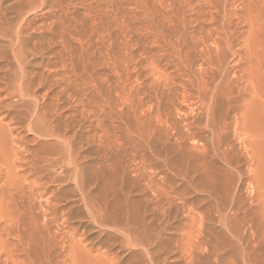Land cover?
<instances>
[{
  "label": "bare ground",
  "instance_id": "1",
  "mask_svg": "<svg viewBox=\"0 0 264 264\" xmlns=\"http://www.w3.org/2000/svg\"><path fill=\"white\" fill-rule=\"evenodd\" d=\"M5 1H7V0H0V41L3 40L4 42H6L5 44L10 49V51L13 53V57L15 58L18 66L20 67V71H22V70L23 71H22V73H17L18 71L14 72V74L16 73L15 75H11V76H9V78L7 77V80L5 79L7 85L4 88H2V90L4 89L6 91V93L3 96V98H0V110L7 108V112L5 113V114H7V117L6 118L4 117L6 120L4 122V126L6 125V127H9V130H8V133L6 131L4 132V129H6V127L4 128L3 125H0V162H1V164L3 162L6 163V160H8L11 157H12L11 158L12 161H13V159H14V162H16V160L19 161V160H21V155L24 153L23 151H22L23 153L21 152L22 154H20L18 152V149H20L21 147L18 148L17 150L8 149V145H11L12 142H11V144L7 145V142H9L7 137L9 138L10 134H14L13 132H15L16 129H18L17 124H22V123H19V121L17 120V117H16L17 115L16 116L13 115V114H16V113H14V111L17 107L14 106V104H10L11 98L9 100V96L11 94H13V95L17 94L21 99H26L27 103L29 104V105L24 104L25 108H26L25 109L26 114L24 112L23 113H24V115H26V117L24 116L23 120H21L20 118L19 119L21 122L25 121L24 128H26L27 132L33 136L32 140L35 141L37 144L34 146L33 150H31L32 154L29 153L33 156H31V162L29 161L32 164V167H29L28 171H30L31 170L30 168H32L33 172L32 171L31 172L33 173V178H34L33 180H35L36 181L35 183L37 184V186H35V188H33L34 184L31 186L32 187L31 195L32 196H33V194H35V196L37 195L35 192H38L40 189V186H42V183H40L39 181L42 182V180H44V179H45L44 182L47 181L46 180L47 177H44L45 176L44 172L41 174L40 173L41 171L39 172V169H37L38 167L41 168L42 166L45 167V165H46V166L50 167L49 170L54 166L55 167L59 166L60 168H63V170L67 174V176H66L67 179L70 177L74 180L73 182L75 183V186L78 188V192H80L81 196L83 197L81 199H83V201H84L83 203H85V206L89 210L88 213H90V215L92 216L91 219H93V222L98 227L107 226L109 223V220H110L114 224V227H113V230H110L109 232H107V234L114 233L116 236L119 235V237H121L123 240L126 241V245L128 247H130L131 245L141 246V248L145 249V251H146V256H147V260H148L149 264H167L166 263L167 259L162 260L160 258L161 257L160 256L161 251L158 250V248H162V246L164 244L165 231L172 230V228H174V227H176L178 229V227L176 226L177 224L175 222L171 221V208H172L173 204L175 203V200H180L183 202L184 205H186L187 211L186 210H184V211H186V213H187L185 216L187 219V220H185V221H187L186 222L187 224L184 223V225H183L184 227H186V225L187 226L189 225L188 221L191 219H194L195 214H197V211H198L197 210L196 213L194 211L195 207H197V205L195 206L194 202H196V200H198L200 203L201 202L203 203L205 198L203 199V201H201V198H202L201 196L203 195L202 193H205L208 195L207 197H209V199H207L209 202H208V204H206L207 200H205L204 201V202H206L205 205H203L201 203L200 206H202V207L204 206L205 209L203 211L207 212L205 214H208V215H206L208 217H207V219L205 217L203 218L202 216L205 214H202V212H201L202 221H203V219H206V221L208 220L209 224H210V222L212 223V220L214 223H216L214 221V219L217 218L216 221H217L218 225L220 227H222V229L225 230V232L227 234L229 233V236L226 235V233H225V236H228V237L221 238L220 234L217 233V230H214L215 232L212 231V229L210 227L211 224L208 225V227H207V234H206V231L204 234L203 230H205V229H202V226H203L202 221L201 222L199 221L200 222V226H199L200 227L199 228L200 233L197 232L199 234V236H198L196 241L194 240L195 243L190 241L194 238H192V236H191V239H190L189 234H184L182 238H179L178 240H176V244H177L176 248H179V250L181 251V256L184 260L183 264H206V262H207L206 260L208 258H210V257H208L210 255H212V257L214 256V261L220 262L222 260V253H220V252L222 250L221 247H223V246L224 247L225 246H227V247L231 246L235 251L238 252V255L240 253L241 256H239V259L242 258L244 263L248 262L251 264H263V262H262L263 258L260 259V257H259V256H261V253L259 252L260 253L259 256L255 254L257 251L255 248L256 247L255 244L253 245L250 240H249V242L246 241V243H245L244 239H243L244 234L242 233L240 225L242 223L247 222V221L245 222V219L247 216H248V220H250L251 216H249V215H252L253 213L250 212L251 208L248 207V205L246 207H244L245 205L243 206L245 208V209H243L244 213L241 214V212L240 213L238 212L241 210V206L239 205L241 203V200L239 201V199H238L239 195L237 197L238 193L235 192L236 191V182H235L236 180H234V175H233V172L231 171V169L235 168V167L232 163V159H233L231 157L232 155H230V153L228 151L229 150L228 147L230 146V144L228 146L227 143H229V142H226V140L224 139V135H225L224 131H225V128H227V126H228L227 121H229V120H226V114L230 111V109L235 108L234 107L235 105L233 106L234 108H232V105L234 103L232 102V100H233L231 98L232 94H231L230 89H229L230 88L229 82L231 79L228 77L218 78L214 74V72H212V71L216 70L220 74H223L225 67H226L223 63L227 59L228 52L230 50H232V51L234 50L232 39H233L235 34L237 35V33L240 32V30L238 28L239 26L240 27L241 26H248L250 28V30H248V31L251 32L252 34H257L259 29H260V31L261 30L264 31V0H235L238 3V7L234 8L233 10H235V11L232 12L233 14H231V15L229 14L228 15L229 17H226V18L224 16L226 12L220 13L221 11L217 7H215L218 4H220V5L223 4L226 7L227 3L224 2L225 0L223 2H222V0H159L160 1L159 3L161 4L160 5L161 11L163 13L162 16L164 17V19H162V20H166L167 25L164 24L163 27H161V29H159V31H158V36L161 39V45H160L161 47H158V48H161L160 50H161V52H163V55H161V56H165L166 61H170L171 64L173 63L172 65L175 67V69L177 70V74L180 76V78H179L177 75V77L180 79V81H181V79L182 80L184 79V82H186L185 84H182L181 83L182 81L181 82L179 81L183 85L182 86L183 93L180 94L177 91L175 86H173V87H175L174 88L175 90L173 89L174 90L173 92L170 91L171 93H173V95H175L174 93L178 92L180 94L179 95L177 93L179 95V97H182L180 99H183L184 103L185 104L187 103V105L184 104V107L186 109L183 108L186 111H184L182 109H180V111H177V109L175 108L177 111L176 112V114H177L176 118L175 117H174L175 119L171 118L170 124L168 126H167V123H168L167 118H166L167 122L165 121V123H164V121H163V114L165 115L166 111H167L165 99H167L166 98L167 95L169 97L171 94V93L167 94L170 86L172 85V84L171 85L169 84L170 81L169 82L167 81V84H169L170 86L167 85L166 83H164L166 86H169L168 90L165 87V85L162 84L163 85L161 87L162 89H160L161 92L158 91L160 94L152 99V101L155 102V104H156V105L154 104L155 105L154 108H155V112H156L155 115L157 116V117H155L156 120L154 119V117L151 119L152 114H154L153 113L154 111L152 109L153 105H151V107L148 106L149 107V110L147 108L148 111L143 110L144 111L143 115H141L142 112H141L140 116L137 114V113H140V112H138L140 107L142 108L143 106L146 105L145 101H143L145 104L144 105L142 104V99L138 101L139 96L138 97L135 96L136 97L135 99L138 98L137 101L135 100L136 104H134L135 102L132 104L129 103V105L131 104L129 106L130 108L127 107L126 103L124 104L127 107L125 109H123V108L117 109L116 107H113L111 109L110 106L108 105V104H110V102L112 103V101L115 97L117 99H120V100L125 98L124 100H126L128 97L135 95V94L132 95L134 93L133 87H130L128 89L129 86H127V82L131 81V78H129L130 79L129 80L128 79L129 76L127 75V72L130 71V70H128V69H130L128 67H129L130 63L135 59V57H134V59H132V57L134 56L133 53L135 51L130 50L131 47H133L130 45V41H129L131 38L124 35L125 37H124V39H122L123 42H121L122 47L120 45L117 46V49L119 48V46L121 47L120 48L121 50L124 49V51H123L124 53L121 54V51L119 49L116 50V47H114L115 49L114 48L109 49V50H112L111 52L109 51V55L111 56L110 60H114L113 63L111 62L113 64L111 66L113 68L112 69L113 74H112V72L110 73L112 76L110 77L108 75H104V73H103V76H99V77L95 76V78H94L89 73V69L87 68L85 63L84 64L81 63V65L79 67H77L75 65V62L72 61V59H71V56H70L71 54L69 55V53H70L69 50H68L69 53L67 52V49L70 45V41H69L70 37L75 38L77 41L78 40L81 41V39H82V34L76 28H72L73 27L72 24H70L69 22H66L64 20H61L60 19L61 17H60L59 18L60 20L54 21L52 24L48 25V27L46 26L47 31L46 30L45 31L47 33L46 34L42 33V35L39 34V36H41V38H38L40 40H37L38 42L36 41L35 42L36 44L32 43V46H29L30 44L28 45L27 43H25L23 38H22L24 36L23 34L25 32L24 29L28 26H31L35 30V29H38L39 26L33 25L31 20L27 21V24L23 23V24L18 25L17 23H19V22L17 21L16 17H10L8 19L7 12L9 10L11 12V10H12L13 13L16 14L17 8L15 6H13L10 9L3 8L2 4ZM27 1L29 2V5L31 6V5H34V3L37 0H27ZM71 1L72 0H69L68 2L70 3ZM84 1L86 2V0H84ZM144 1L146 3H143V4H148V0H144ZM170 1H172V3ZM39 2H41V4L43 5L47 2V0H40ZM82 3H84V2H82ZM72 4L74 5V3H72ZM75 4H76V1H75ZM67 5H68V3H67ZM67 5H65V7H67ZM164 5H166V6H164ZM145 6L148 7L149 5L148 6L144 5V7ZM59 7L63 8V2H59ZM69 7H70V4H69ZM179 7H181L182 10L184 8V11H185V9H188V8H190L192 11H194V13H196L195 12L196 10L199 11V13H198L199 17H197L194 21H198L202 24L206 23L207 21H211V24H210L211 27L215 25V21L217 20L218 16L223 15L224 16L223 20L225 21L224 25L222 28L219 26L221 29L220 28L210 29V28H205L202 26V24H200L197 28H195V30L193 29V31L190 34H187V31H186L187 30L186 29L187 20H186V17L184 15L185 13H182V11L179 10ZM15 8H16V10H15ZM98 8H100L102 15L104 14L103 17L104 16L109 17L108 19H110V17L111 18L114 17V19L116 18L115 20H118L117 18L120 16L119 14L122 11L121 10L122 7H120L118 0H99V7ZM68 9L66 8L67 11H68ZM190 9H189V11H191ZM53 11H54V9H53ZM62 11L63 10H61V12ZM100 13H98V14H100ZM144 14L142 15V17L144 16ZM102 15L100 17H102ZM112 15H113V17H112ZM103 17H102V19H103ZM106 17H104V18H106ZM230 17H236L238 20V23L234 22L235 25H232V19ZM63 18H64V16H63ZM90 18H91V16H90ZM97 18H99V17H97ZM10 19H12V20H10ZM46 19H47V17H46ZM37 21H39V20H37ZM103 21H105V20H103ZM120 21H122V20L120 19ZM125 21L123 23H120V22L119 23L123 24L124 28L125 27L127 28L128 25L125 23ZM189 21L191 22V17H190ZM212 22H214V23H212ZM100 23H102V22H99V24ZM163 23H164V21H163ZM120 24H118V26ZM100 26L101 25H99V27ZM92 27H94V24H92ZM101 27H103V24ZM121 27H118L117 29H119ZM95 28H96V26H95ZM92 29L94 30V28H91V30ZM129 29H130V27H129ZM75 30L77 31V33L75 32ZM98 30L101 31V28L97 29L98 33H96L94 35L99 36V39L101 38V41L103 40V42L105 43V39H107L110 36V32L109 31L108 32L107 31H101V33H100ZM130 30H132V29H130ZM115 31H117V30H115ZM119 31H117L118 34H119ZM94 32H95V30H94ZM124 32H126V31H124ZM154 32H156V31H154ZM154 32H152L151 34H153ZM240 33L243 35V36H241L243 39H241V41H240L241 43L239 44V46H241V47L246 46L248 43L249 48L251 49L253 47V49H254V46L252 45L253 41L250 39L248 40L245 37L246 32L241 31ZM35 34H36V32H35ZM35 34H34V36H36ZM116 34H115V36H116ZM94 35H92V36H94ZM121 35L119 38H118L119 35H117L116 38H118L120 40L121 38H123L122 37L123 35L122 36ZM34 36L32 35V37H34ZM90 36H91V34H90ZM36 37H38V36H36ZM96 38H98V37H96ZM127 38H129V40ZM261 38H263V37H261ZM27 39H29V38H26V40ZM109 40H107L108 43H109ZM112 40H113V38H112ZM155 40H156L155 45L158 46L157 45L158 40L156 38H155ZM263 40H264V38H263ZM263 40H261V41H263ZM113 41H115V40H113ZM116 42H117V40H116ZM116 42H113V43H116ZM77 43H80V42H77ZM104 43L103 44L100 43V44L106 45ZM138 43H140V42H138ZM145 43L147 44V42H145ZM95 44L97 45V43H94V46H95ZM117 44H120V43H117ZM135 44H137V43H135ZM58 45H60L62 47V50L59 49L58 50L59 52H55L54 54L57 55L58 53H60V55L63 57V58L62 57L60 58V59H62L60 66H61V70L64 69V72L61 73L60 70L58 72V71H54L51 69L53 67L52 65L55 64V66H56L57 65L56 62L58 60H60L58 57L57 58L58 60L56 62H54L56 59L55 60L53 59L54 61L50 60V61H47V64H45V68H47L48 66H52V67L51 68L48 67L51 70V74L48 75V77L46 76L44 81L41 79V77L43 75V74H40L41 71L39 73L40 76L38 79H35V78L34 79H28L30 74L28 75L26 70L24 69V65H25V61H26L27 57L29 55H34V54L39 55V53L41 51L44 52L47 48H53L55 46L57 47ZM186 45L191 47V48H196V47L202 46V47H205V49H206L205 52L203 51L204 53L201 55V59L199 60V61H201V62H199L200 63L199 65L202 66L200 68L201 72H200V70L198 71V73L200 72L199 78L198 79L196 78L197 76L195 75L194 70H193L194 72L191 71L196 76L195 78L197 80L195 82L192 81V79H191L192 74L190 76V74H189L190 71H188L189 68H191V69L193 68L191 66L193 62L189 61L191 51H189V49L186 48L187 47ZM91 47H93V45H91ZM97 47H99V46L97 45ZM129 47H130V49H129ZM150 47H152V46H150ZM241 47L234 50L232 53V57L235 58L236 62H238V65H239V66L237 65L238 67L234 68L235 70L233 69L234 72L233 71L232 72L235 75H232V76L235 77L237 80H242V83H244L243 85L245 86V90L249 91V94L251 96V97L249 96L250 100H248V101L251 102L253 107L251 106V104H249V105L246 104L252 108V110H251V108L249 107L250 113H248L249 111H247L248 108H246L242 111L240 106H239V110L237 109V111H235V113L233 111V113H234L233 120L235 121V123H234V125L233 124L232 125L235 126V129L238 131L242 130L241 126H243L242 125L243 122L244 123L248 122V119H249L248 117L252 116V115H250L251 111L253 112L252 114L255 115V113H256V116H258V117H256L253 115L254 117L259 118V113L262 115L261 110L264 109V107L263 108L260 107V105L264 104V101L262 100V99H264V91L262 89L264 86L262 88L260 86V88H259L260 92H259V91H257L258 85L256 83V82L260 81L261 77H264V66H263L264 64L262 65L259 62V60L256 58H254V60L252 58H247L244 55V53L247 54V52L243 53V49ZM105 48L108 49L109 46L105 47ZM145 48L146 47H144V49ZM153 49H155V48H153ZM244 49H246V48L244 47ZM78 50H80V49H78ZM200 50H201V48H200ZM76 51H77V49H76ZM145 51H147V50H145ZM148 51H150V49ZM262 51H263V49H262ZM42 52L40 54H42ZM66 52H67V54H66ZM73 52L75 53V51H73ZM79 52H78V54H79ZM199 53H201V52H199ZM255 53L258 56V53L257 52H255ZM106 54H107V52H106ZM134 54H136V53H134ZM158 54H161V53H158ZM260 54H262V53H260ZM109 55H107V56L109 57ZM247 55H250V54H247ZM68 57H69V59L67 60ZM104 57H106V55ZM155 57L157 58V56H155ZM160 57H158V60L160 59ZM262 57L264 58V55ZM75 58H76V56H75ZM78 58H79V56H78ZM84 58H86V57L84 56ZM152 58L153 57H151L150 59H152ZM88 59H90V57L86 58V60H88ZM104 59H106V58H104ZM107 59L109 60V58H107ZM145 59H149V57L148 58L146 57ZM163 59H164V57H163ZM135 60H137V59H135ZM155 60H153V62ZM165 60H163V61H165ZM90 61L91 60L87 61V63L88 62L90 63ZM96 63H97V61H96ZM108 63H110V62H108ZM135 63L136 62H134V64ZM263 63H264V60H263ZM171 64H169V65H171ZM196 64H198V62H196ZM196 64L194 62L195 69H196ZM42 65L44 67V64H42ZM92 65H90V66L94 67ZM107 65H109V64H107ZM90 66H88V67H90ZM40 67H42L41 64H40ZM146 67H150V65H148V66L146 65ZM48 68H47V70H48ZM91 69H93V68H91ZM109 69H111V68H109ZM198 69H196V70H198ZM93 71H95V70L93 69ZM38 72H35L32 74H35L37 76L36 73H38ZM97 72H96V74H97ZM138 73H139V70H138ZM173 73H174V70H173ZM71 74L73 76V79L71 77ZM99 74H101V73L99 72ZM124 75H125V78L123 79ZM129 75L132 76V75H134V73H130ZM138 76H140V75H138ZM31 77H32V75H31ZM140 78H138V79H140ZM168 78L171 79V77H169V76H168ZM168 78H167V80H168ZM174 78H176V77L173 76V79ZM134 79L132 81H134ZM88 80L91 81V83L92 82L95 83L94 87H96L95 90L98 91V95H99V97H97L96 93L92 94V95H96L95 97L92 96L93 104L96 102L104 103V104H107V106H109L108 108H110V109H104V108L100 109L99 108L96 110H87L85 108V106L83 105V99H82L83 97L82 98L79 96L75 97L77 94V89H76L77 84L76 83L79 81H81L79 83H83L85 81L87 83ZM263 80H264V78H263ZM132 81H131V83H132ZM135 81H137V79H135ZM158 83H157V85H159ZM170 83H174V82L172 81ZM79 85H81V84H79ZM92 85H90V86H92ZM139 85H141V84H139ZM179 85L180 84H178V86ZM260 85H262V84H260ZM87 86H89V84H87ZM104 86L106 87V89ZM187 86L188 87L189 86L194 87V91H195L194 94H191L193 92L188 93V90H186ZM45 87L47 89H45ZM135 87H138V86H135ZM43 88L45 89L46 93H45V95H43V97H42V94H40L42 99H44V101L41 104V106H39L38 103H39V96L40 95L37 92ZM135 89H137V88H135ZM255 89H257L256 93L258 92V94L256 95L254 93V96H253V95H251V90H255ZM2 90H1V92H3ZM90 90H93V89H90ZM90 90L88 89L86 91H90ZM84 93L87 94L86 92H84ZM138 93H140V92H138ZM145 93H147V92H145ZM142 94H144V92ZM142 96H144V95H141V97ZM152 96H155V95H152ZM177 96L175 98H177ZM64 97L69 98L67 100H70V98H72V97L75 98L76 100H78L77 103L80 102L82 104V108L80 107L81 109L80 110L78 109V111H76V113H73V114L69 113V111H68L69 114L65 111L63 112L62 109H64V108L62 107V105L65 101L62 103V100L64 99ZM90 97L91 96H89V101H90V103H92L90 100L91 99ZM254 97L258 98V99H255ZM261 97H263V98H261ZM218 98H220V99L222 98L223 100L224 99L226 100V101L224 100L226 102V103L225 102L224 103L227 105V107H225V110L223 109L224 113L219 112L221 109L218 110L219 107H217L218 103L216 102ZM253 98L255 100H257L256 102L260 103L262 101V103L261 104L255 103ZM132 99L130 101H132ZM194 99H197L200 102V104H202L201 105L202 108H200L198 106L201 110H199L197 107H196L197 109L195 108V104L193 102ZM7 100H9L10 102ZM76 100H75V102H76ZM169 100H170V98H169ZM251 100H253V101H251ZM114 101L116 102L117 100H114ZM123 102H125V101H123ZM123 102H121V103L123 104ZM169 102L171 103L172 101L170 100ZM77 103H75V104H77ZM246 103H248V102H246ZM75 104H73V106ZM98 104H97V106H100V104L99 105ZM149 104H151V103H149ZM172 104L174 105V103H172ZM69 105L70 104H68V107H69ZM182 105H181V107H179V106L178 107L182 108ZM116 106H118V105H116ZM156 107H157V109H156ZM255 107H259V108H261V110L259 108L257 110V108H255ZM167 108H169V106H167ZM253 108H255L257 110L258 114L255 111V109L253 110ZM175 109H172V110L174 111ZM198 110L200 112H199V114H196L197 112H195V111H198ZM244 111H246L247 113H245ZM263 112H264V110H263ZM167 113H168V111H167ZM17 114H21V113H17ZM172 114H170V116L174 115V114L173 115ZM261 115H260V122L262 120V122H261L262 126H260L261 124L259 125L256 120H255V122H253V124H258V125H256L258 127L257 132L258 133L260 132L261 133L260 135L262 137V135H264V129H262L261 127H263V123H264L263 118L264 117L262 118ZM246 116H248L247 121L245 119ZM108 118L111 120L112 123H114L112 129H109V126L106 123V119H108ZM256 118H254V119H256ZM153 119L156 121V123L153 122ZM250 119H249V121H250ZM164 120H165V118H164ZM257 120L259 121V119H257ZM157 123L159 124V126H157L158 125ZM247 125H251V124L245 123L244 126H246V127L244 129H247ZM229 126H230V122H229ZM170 128L175 131V139L174 140H176V142L169 146L166 143L170 138L169 136H167V130ZM259 128L263 131H261V130L259 131ZM82 129L85 132V134L82 133L83 137L80 136L81 135L80 131ZM235 129H234V132L236 133ZM111 130H112V132H111ZM172 131H171V134H172ZM207 131L209 132V135L206 138L207 143H203L204 141H202L203 140L202 136ZM262 132H263V134H262ZM246 133H247V131H246ZM237 135L239 136V132ZM249 136H251V135H249ZM167 137H168V140H166ZM45 138H48V140L47 141H41L42 139H45ZM78 139L80 141L83 139L87 143V145H89L92 142L97 143L96 145L99 149L100 155L102 157H104L103 159H105V157H106V159L110 161V163L107 165H109V168L112 172H115V171L117 172L116 168H117V166L119 167V165L117 164L118 159H120L121 157L122 158L126 157L127 159L130 160V162L132 161L134 168H132L131 166L130 167H131V169H134L136 174H137L136 171H138V172H140V175L144 174V176H145V173L147 174V170H148V172L151 171V173L152 172L153 173L158 172L159 173L158 175H161V177H163L161 179V183L158 184L159 187L157 186L158 188L156 187L157 189L154 190L155 192L153 191L155 193V194L153 193L155 195L153 205H154V209H155V214H157L156 215L157 216L156 222H155L157 231H156V229H155V231L159 233V235H158L159 241L157 243L158 248H155V246H153L152 248L151 247L145 248V246L143 245L141 234H143V235L148 234L147 231L150 230L149 227L151 226V223L149 222L148 217L146 219L145 215L142 212L143 206H142L140 200L138 199V200L134 201L133 199H131L130 193H127V192L133 191L134 183L132 185L131 183L129 184L128 181H126L127 183L123 181L124 183L122 182L121 186L118 189H116L117 187H113L108 182H106L107 181L106 178H104V179H106V181L105 180L102 181L100 178H96L98 180H96L97 182L95 181L96 182L95 186L97 187V190H98V188H99V190L94 192V194L92 193V195L90 192L85 191V189H84L85 186H84V183L82 182L81 175L83 174V172L85 170L84 169L85 155H82V152L84 151V146H86V145H83L84 143L83 144L81 143V145H80V142H77ZM21 140H22V138H21ZM204 140H205V137H204ZM13 141H15V140H13ZM169 141L172 142L171 140H169ZM35 142H32V143L34 144ZM158 143L163 144L162 149L158 148V145H159ZM241 143H242V141H241ZM16 144H17V142H16ZM18 144H21V143L19 142ZM162 144H160V148L162 147L161 146ZM16 146H18V145H16ZM241 146H242V144H241ZM22 149H24V148H22ZM86 149L88 150V148H86ZM110 149L111 150L114 149L115 156L108 158L107 155L110 154V152H109ZM24 151H26V150H24ZM247 151H248V149H247ZM114 152L111 151L112 154ZM246 153L248 154V152H246ZM88 154H92V153L90 152ZM212 157L213 158L218 157V158L222 159L224 161L225 165H228V167H226L224 169L227 170L228 173H231V174H228L231 176L230 180L228 182H226V184L223 186V188H221V190H220V188H217L214 184H216L218 179H222V178L220 176H218L220 178H218L217 176H211V173L209 174L208 172H205L206 169H208L207 160H210ZM1 158H3L4 160H1ZM29 158H30V156H29ZM122 158H121V160H122ZM26 159H25V162L27 161ZM34 159H35V161H34ZM123 159L125 160V158H123ZM9 162H7L6 164L3 163L4 166L7 164H10ZM42 162H45L46 164H44L40 167ZM17 163H19V162H17ZM26 163H25V165H26ZM94 165H95V163H94ZM27 166H28V164H27ZM206 166H207V168H206ZM249 166H251V165H249ZM21 167H22V164H21ZM26 167H24L25 170H26ZM46 169H48V167H46ZM90 169H92V168H90ZM94 169H95V167H94ZM209 169L211 170L212 168L210 167ZM3 170H5L4 167H3ZM41 170H42V168H41ZM45 170H43V171H45ZM248 170L253 171V168L251 169V167H250ZM1 171H0V174H1ZM213 171H215V170L213 169ZM213 171H211V172H213ZM222 171H224V170H222ZM116 172H115V174H116ZM32 173H31V175H32ZM215 173L218 174L219 172L215 171ZM223 173H225V172H223ZM226 173L224 175H226ZM11 174H13V173H11ZM28 174L30 175V173H28ZM38 174L39 175L44 174L43 179L40 178L38 176ZM115 174H113V177H116ZM14 175L15 174H13V176ZM46 175H47V173H46ZM49 175H50V173H49ZM219 175H221V174H219ZM254 175H255V173H254ZM4 176L5 175H3L2 179H5ZM13 176H11V178L7 177L5 180L6 181L5 184L3 186H0V199H1L0 200V211L1 210L3 211L5 208L6 209L8 208L7 212H4V213L11 212L10 215L9 214L5 215L4 213H1V215H0V218H1L0 220H2V221H0V222H2V224H0L2 232L1 231L0 232L3 234V236L2 235H0V236L4 237V239L3 238L0 239V248H3V251H5V252L7 251V254L10 251H12L13 249H16V245L18 244V243L15 244L16 242L15 243L11 242L12 244L9 242V240L6 238L8 236L7 234H9V233L15 232L19 236V238H21L19 240V245H17L18 246L17 248H20V246H21V249H18L19 252L22 251V252L26 253L27 249L31 246V245H29L30 241H29V237L27 235L28 234L27 231L26 230H25L26 232L23 231L21 233L23 235L22 236V235H20V233H18L20 230L15 228V225L17 224V219L19 217L23 218L25 212L22 210L24 212L23 216H20L21 214L19 213L20 214L19 217L17 216L18 218L15 219L16 223L14 222V218L16 217L15 215H17V214H15L14 215L15 217H13L14 211L22 212L21 209L22 208L24 209V207H26V206H27L26 208H29V209L31 208L32 202L29 203V205L25 202L26 203V206H25L22 203V199L18 200V199H16V196H15L17 192L19 193L21 191H24L25 195H27L26 193H28V192H26V191H29V189L24 190V187H25V186H23L24 184L22 185L16 179L14 180L12 178ZM30 176H27V178ZM149 176L151 178V174H149ZM155 176H156V174H155ZM66 177H64V179ZM152 177L154 178V181H156L155 177L154 176H152ZM216 177L218 179L215 181L214 179ZM48 178H49L48 180H51L53 177L50 178V176H49ZM144 178H146V177H144ZM150 178H148L149 182H151L153 180V178H151V179ZM2 179H0V180H2ZM24 179H25V177H24ZM61 179H63V178H61ZM252 179H254V177L251 174L250 179H249L250 184L252 182ZM18 180H19V177H18ZM26 180H24V181L26 182ZM53 180L54 179H52V181ZM148 180H146V181H148ZM89 181L90 180L87 179V183H89ZM219 181L220 180H218V182ZM27 182H28V180H27ZM37 182H39V184ZM1 183H4V182H1ZM112 184H114V183H112ZM148 184L150 185V183H148ZM154 184L156 185V183H154ZM247 184H249V183H247ZM26 185H28V184H26ZM47 185H48V181H47ZM254 185L255 184H253L252 186H254ZM31 187H27V188L31 189ZM50 187H51V185H50ZM248 187L250 188V186H248ZM41 188L44 189V187H41ZM60 188H61L60 191L62 194L63 188L62 187H60ZM43 189L40 190L41 192L40 191L39 192L44 194V195H47L45 193H48V191L43 190ZM50 189H52V187ZM56 190L57 189H55V191ZM191 190L194 192V194H197L198 196L201 195V196L195 197L194 194H191L192 193V192H190ZM51 191L53 193V195H52L53 197H51V195H49L47 197L44 196V197L48 198L47 200H49V201L47 203L52 201V203H50V204H52L51 208H53V206H54L53 202L58 201L57 199L59 197L57 195L58 192L56 193L53 190H51ZM40 193H38L39 196L40 195L42 196V194H40ZM64 193H66V191ZM109 194H111L113 196L112 200H111V198L109 199V197H108ZM20 195H21V193H20ZM259 195H260V192H259ZM21 196H20V198H21ZM59 196L61 197V195H59ZM63 196L64 195H62V197H61L62 199L65 197V196L64 197ZM23 197H25V199L23 198V200L26 201V196L23 195ZM56 197H58V198H56ZM33 198L37 199L39 197L35 198L33 196ZM41 198H43V197H41ZM250 198L253 199V196H251ZM28 200H30V199L28 198ZM39 200H40V198H39ZM60 200L61 199L59 198V201ZM251 200H250L249 204L253 203V201H251ZM35 201H37V200H35ZM38 201H37V204H39ZM42 202L45 203V201H42ZM255 202H257V201H255ZM258 202H261V200ZM196 203H198V202H196ZM263 203H264V201H263ZM57 204H60V203H57ZM261 204H262V202H261ZM23 205H24V207H23ZM28 206H30V207H28ZM45 206H46V203H45ZM13 207L15 208L14 210H13ZM39 208H41V206ZM54 208H56L55 211L57 212V205ZM198 208H199V210H201L200 207H198ZM24 210H26V209H24ZM28 210H26V212ZM31 210H32V208H31ZM4 211H6V210H4ZM228 211L233 212L232 218H230V216L232 214H229ZM28 213L31 215L30 211L27 212L26 214H28ZM45 214H46V212L44 213V215ZM62 214H63V211H62L61 215ZM117 214L124 216V220L121 222H118V221L116 222ZM199 216H200V214H199ZM214 216H215V218H213ZM60 217H61L60 218L61 223H64L63 221L68 219L65 216V217H63V220H61L62 216H60ZM34 218H33V220L36 221V218L35 219ZM25 219H26V217H25ZM55 220L58 222V217L55 218ZM197 220L198 219H196V222H197ZM21 221H22V219H21ZM52 221H54V219ZM19 222H20V220H19ZM27 222H28V220H27ZM214 223L212 225H214ZM20 225L25 226V227L32 226L31 223H30V226L29 225L26 226L27 224L23 225V223H21ZM37 226L38 225H36V227ZM18 227H20V226H18ZM36 227L35 226L33 228L31 227L30 231H32V229H35ZM45 229H49V228L47 227ZM215 229H216V226H215ZM41 231L38 234H40V237L42 238L43 235H41V234H43L44 232L42 231V233H41ZM76 231L77 230L75 228H71V232H72L71 234L73 236L70 235V237H76V235H77ZM190 232H191V230H190ZM30 233L33 234V238L35 235L37 236V233L35 234L33 232H29V234ZM49 233H50V231H49ZM69 234H70V232H69ZM182 234H183V232H182ZM54 236H55V234H54ZM223 236H224V234H223ZM253 236H252V238L254 239L255 237H253ZM30 237L32 238L31 235H30ZM225 238L228 240H226ZM9 239H10V237H9ZM43 239H44V237H43ZM64 239H65V241L67 240L66 238H64ZM232 239L233 240L235 239V244L232 243V241H233ZM70 240H72V239H69L68 241H70ZM256 241H258V240H256ZM256 241H253V242H256ZM77 242H79V241H77ZM151 243H153V241ZM256 244L258 246V243H256ZM62 246H63V243H62ZM13 251L11 253H13ZM74 251H76V249H71V252L75 253ZM1 255L3 256V254H1ZM71 255L72 254L70 253V256ZM108 256H110L109 252L102 251V253L95 256L94 261H96L98 259H99L98 261H100V258L107 259ZM231 256L234 259V256L233 255H231ZM10 257H12V256H10ZM81 257H82V255H81ZM3 258H5V257H3ZM223 258H224V255H223ZM226 260H228V259H226ZM20 261L22 262V259ZM108 261H111V262H109V264H120L119 259H117V255H115V254H114L113 258H110V260H108ZM26 262L24 264H26ZM6 264H9V263L6 262Z\"/></svg>",
  "mask_w": 264,
  "mask_h": 264
},
{
  "label": "rangeland",
  "instance_id": "2",
  "mask_svg": "<svg viewBox=\"0 0 264 264\" xmlns=\"http://www.w3.org/2000/svg\"><path fill=\"white\" fill-rule=\"evenodd\" d=\"M27 0H7V1H5L3 4H2V7L3 8H5V9H10V8H12L13 6H15L16 8H17V12H16V14L15 13H13V11L11 10V12H10V10L7 12V16H8V19L10 18V17H16V19H17V21L19 22V23H17L18 25H20V24H27V21H29V20H31L32 21V23H33V25H35V26H39V28L38 29H33L31 26H28V27H26L25 29H24V36L22 37L23 38V40H24V42L25 43H27L29 46H32V43L33 44H36L35 42L37 41V40H40V39H38V38H41V36H39V34L40 35H42V33H47L46 31V26L48 27V25H50V24H52L54 21H57V20H64V21H66V22H69L70 24H72L73 25V27L72 28H76L81 34H82V39H81V41H77L75 38H73V37H70V45H69V47H68V49H67V52H68V50H69V55L71 56V59H72V61H74L75 62V65L77 66V67H79L80 65H81V63L82 64H84L85 63V65L87 66V68L89 69V73L95 78V76L96 77H99V76H103V73H104V75H108V76H112L110 73L112 72V74H113V71H112V63H113V61L114 60H110L111 59V56L109 55V51L111 52L112 50H109V49H112V48H114V47H116V50H120L121 51V54L122 53H124L123 51H124V49H120L121 47H122V43L121 42H123V40L122 39H124V37L125 36H127V37H129V38H131L130 40H129V38H127L129 41H130V45L131 46H133V47H131V49H130V47H129V49L130 50H133V51H135L134 53H136V54H134L133 53V57H132V59H134V57H135V59H137V60H133L131 63H130V65H129V67L128 68H130V69H128V70H130V71H128L127 72V75L129 76L128 77V79L129 78H131V81L135 78V79H137V81H135V79H134V81H132V83H131V81H128L127 82V86H129L128 87V89L130 88V87H133V91H134V93L132 94V95H134V96H131V97H128L126 100H124V99H117L116 97L113 99V101H112V103L110 102V104H108L109 106H110V108L112 109L113 107H116L117 109H119V108H123V109H125V108H130L129 106L132 104V103H134V104H136V101H137V99H138V101L139 100H141L142 99V104L144 105L145 103H146V105L145 106H143L142 108L140 107V109H139V111L138 112H140V113H137L139 116H140V114H141V112H142V114L141 115H143V113H144V111L143 110H145V111H148L149 110V107H151V105H153L152 106V109H153V113L154 114H152V116H151V119L154 117V119L156 120V118L155 117H157L156 115H155V108H154V106L156 105L155 104V102H153L152 101V99L154 98V97H156L157 95H159L160 93L158 92V91H160L161 92V90L160 89H162L161 87L163 86V85H165L164 83H166L167 84V81L169 82H174V83H170L169 82V84L173 87V86H175L176 87V89H177V91L181 94V93H183V88H182V84H185L186 82H184V79L182 80L181 79V81H180V76L177 74V70L175 69V67L171 64V62L170 61H166L165 60V56H161V55H163V52H161V48H158V47H161L160 45H161V39L159 38V36H158V31H159V29H161V27H163V25L165 24V25H167V21L166 20H162V19H164V17L162 16V11H161V4L159 3L160 1L159 0H148V4H143V3H146L144 0H118V2H119V5H120V7H122L121 8V12H120V16L117 18L118 20H115L114 19V17H113V15H112V17L113 18H111L110 17V19H108L109 17H106V16H104V17H106V18H104L103 17V15H102V12H101V10H100V8H98L99 7V0H86V2L84 1V0H72L70 3L67 1V0H47V2L45 3V4H41V2H39L40 0H37L35 3H34V5H29V2L27 1ZM67 1V2H66ZM75 1H76V4H75ZM84 2V3H82V2ZM154 1V2H153ZM224 0H222V2H223ZM59 2H63V8L61 7H59ZM121 2V3H120ZM171 3H172V1H170ZM221 2V3H222ZM224 2H226L227 3V6L225 7L223 4H218L217 6H215V7H217L221 12L220 13H222V12H226L225 13V18L226 17H229L228 15L230 14H233L232 12H234L235 10H233L234 8H236V7H238V3L235 1V0H225ZM67 3H68V5H67ZM72 3H74V5L72 4ZM69 4H70V7H69ZM65 5H67V7H65ZM122 5V6H121ZM144 5H149L148 7H144ZM40 6V7H39ZM164 6H166V5H164ZM43 7V8H42ZM65 7V8H64ZM16 8H15V10H16ZM58 8V9H57ZM66 8L68 9V11L66 10ZM89 8V9H88ZM187 8V7H186ZM52 9V10H51ZM53 9H54V11H53ZM60 9V10H59ZM65 9V10H64ZM189 9L190 8H188V9H185V11H184V8H183V10H182V8L181 7H179V10L180 11H182V13H185L184 15H185V17H186V20H187V22H186V31H187V34H190L192 31H193V29L195 30V28H197L200 24H202V23H200V22H198V21H194L197 17H199V11H195L196 13H194V11H192L191 9V11H189ZM61 10H63L62 12H61ZM28 11V12H27ZM52 11V12H51ZM56 11V12H55ZM48 12V13H47ZM69 12V13H68ZM101 12V13H100ZM151 12V13H150ZM230 12V13H229ZM63 13V14H62ZM98 13H100V14H98ZM127 13V14H126ZM145 13V14H144ZM91 14V15H90ZM141 14V15H140ZM144 14V16L142 17V15ZM154 14V15H153ZM26 15V16H25ZM47 15V16H46ZM89 15V16H88ZM93 15V16H92ZM102 15V17H103V19H102V17H100ZM24 16V17H23ZM44 16V17H43ZM47 17V19H46V17ZM63 16H64V18H63ZM90 16H91V18H90ZM147 16V17H146ZM223 15L222 16H218V18H217V20L215 21V25L214 26H212L211 27V21H207L206 23H204V24H202V26L203 27H205V28H210V29H214V28H222L223 27V25H224V17ZM61 17V18H60ZM97 17H99V18H97ZM125 17V18H124ZM190 17H191V22L189 21V19H190ZM41 18V19H40ZM58 18V19H57ZM60 18V19H59ZM149 18V19H148ZM231 19H232V25H235V23L234 22H236V23H238V20H237V18L236 17H230ZM44 19V20H43ZM120 19L122 20V21H120ZM10 20H12V19H10ZM24 20V21H23ZM37 20H39V21H37ZM41 20V21H40ZM103 20H107L106 22L105 21H103ZM126 20V21H125ZM226 20V19H225ZM23 21V22H22ZM35 21V22H34ZM125 21V23L128 25V27L125 29L124 28V25L123 24H120V23H123ZM162 21V22H161ZM163 21H164V23H163ZM218 21V22H217ZM22 22V23H21ZM47 22V23H46ZM51 22V23H50ZM99 22H102V23H100L99 24ZM120 22V23H119ZM38 23V24H37ZM89 23V24H88ZM212 23H214V22H212ZM218 23V24H217ZM92 24H94V27H92ZM102 24H103V27H101L102 26ZM118 24H120L119 26H118ZM162 24V25H161ZM41 25V26H40ZM78 25V26H77ZM99 25H101L100 27H99ZM44 26V27H43ZM95 26H96V28H95ZM98 26V27H97ZM134 26V27H133ZM220 26V27H219ZM41 27V28H40ZM107 27V28H106ZM118 27H121V28H119V29H117ZM129 27H130V29H132V30H130L129 29ZM160 27V28H159ZM91 28H94V30H95V32H94V30L92 29L91 30ZM101 28V31H109L110 32V36L107 38V39H105V43L103 42V40L101 41V38L99 39V36H97V35H94V34H96V33H98L97 32V29H100ZM123 28V29H122ZM220 28V29H221ZM239 28V30H240V32L241 31H244V32H246V38L249 40H252L253 41V46H254V49H253V47L250 49L249 48V46H248V43H247V45L246 46H239V44L241 43L240 41H241V39H243L241 36H243L240 32H238L237 33V35L235 34L234 35V37H233V39H232V41H233V47H234V50H236V49H238L239 47H241L242 49H243V53L244 52H247V54H250V55H247L246 53H244V55L247 57V58H252L253 60H254V58H256V59H258L259 60V62L263 65L264 63H263V60H264V58L262 57L263 55H264V40H263V38H264V31H260V29L258 30V32H257V34H252L251 32H249L248 30H250V28L248 27V26H239L238 27ZM27 29V30H26ZM29 29V30H28ZM32 29V30H31ZM41 29V30H40ZM106 29V30H105ZM113 29V30H112ZM130 31H129V30ZM158 29V30H157ZM39 30V31H38ZM44 30V31H43ZM46 30V31H45ZM115 30H117V31H119V34L117 33V31H115ZM123 30V31H122ZM36 32V34H35V32ZM41 31V32H40ZM100 33H101V31L100 30H98ZM113 33H112V32ZM124 31H126V32H124ZM154 31H156V32H154ZM33 32V33H32ZM40 32V33H39ZM75 32L77 33V31L75 30ZM152 32H154L153 34L155 35H153V34H151ZM116 34V36H115V34ZM123 33V34H122ZM125 33V34H124ZM128 35H127V34ZM34 34L36 35V36H38V37H36V36H34ZM90 34H91V36H90ZM114 34V35H113ZM123 36H122V35ZM32 35L34 36V37H32ZM77 35V34H76ZM92 35H94V36H92ZM113 37H112V36ZM117 35H119L118 36V38L120 37V35L123 37V38H121L120 40L118 39V38H116L117 37ZM125 35V36H124ZM149 35V36H148ZM152 35V36H151ZM263 35V36H262ZM154 36V37H153ZM260 36V37H259ZM84 37V38H83ZM96 37H98V38H96ZM261 37H263V38H261ZM26 38H29V39H27L26 40ZM31 38V39H30ZM35 38V39H34ZM96 38V39H95ZM112 38H113V40H115V41H113L112 40ZM133 38V39H132ZM152 38V39H151ZM155 38L158 40L157 41V45L158 46H156L155 45V42H156V40H155ZM34 39V40H33ZM73 39V40H72ZM110 39V40H109ZM76 40V41H75ZM107 40H109V43H108V41ZM116 40H117V42H116ZM152 40V41H151ZM261 40H263V41H261ZM29 41V42H28ZM97 41V42H96ZM116 42V43H113V42ZM119 41V42H118ZM38 42V41H37ZM77 42H80V43H77ZM138 42H140V43H138ZM145 42H147V44L145 43ZM150 42V43H149ZM6 42H4L3 40L2 41H0V98H3V96L5 95V93H6V91L3 89L2 90V88H4L7 84H6V80H7V77L9 78V76H11V75H15L14 74V72H17V73H22V71H20V67L18 66V64H17V62H16V60H15V58L13 57V53L10 51V49L6 46V44H5ZM91 43V44H90ZM94 43H97V45L99 46V47H97V45L95 44V46H94ZM106 44V45H101V44ZM117 43H120V44H117ZM135 43H137V44H135ZM153 45H152V44ZM160 43V44H159ZM113 44V45H112ZM116 44V45H115ZM134 44V45H133ZM140 44V45H139ZM145 44V45H144ZM151 44V45H150ZM91 45H93V47H91ZM118 45H120L119 46V48L117 49V46ZM143 45V46H142ZM149 45V46H148ZM102 46V47H101ZM109 46V48L107 49V48H105V47H108ZM150 46H152V47H150ZM187 46V45H186ZM185 46V47H186ZM61 46L60 45H58L57 47L55 46V47H53V48H47L44 52H42V54H40L39 53V55H36V54H34V55H29L28 57H27V59H26V61H25V65H24V69L26 70V72H27V74L29 75V77H28V79H38L39 78V76H40V74H43L42 75V77H41V79L44 81V79L46 78V76L48 77V75H50L51 74V70H50V68L52 69V70H54V71H58L59 72V70L61 71V73H63L64 72V69H62L61 70V60L62 59H60L62 56L60 55V53H58L57 55H55L54 53L55 52H59L58 50L60 49V50H62V47L60 48ZM95 47V48H94ZM144 47H146L145 49H144ZM244 47L246 48V49H244ZM101 50H100V49ZM104 48V49H103ZM148 48V49H147ZM153 48H155V49H153ZM187 49H189V51H191V55H190V58H189V61L190 62H193L192 63V69L191 68H189V70L188 71H195V75L197 76H195L194 74H193V72H189V74H190V76H191V74H192V81H196L198 78H199V73L201 72V67L202 66H200L199 64V62H201V61H199L200 59H201V55L205 52V47H202V46H199V47H196V48H191V47H189V46H187L186 47ZM200 48H201V50H200ZM203 48V49H202ZM76 49H77V51L79 52V54H78V52L76 51ZM78 49H80V50H78ZM98 49V50H97ZM115 49V48H114ZM150 49V51H148ZM152 49V50H151ZM199 49V50H198ZM262 49H263V51H262ZM104 50V51H103ZM106 50V51H105ZM108 50V51H107ZM145 50H147V51H145ZM154 50V51H153ZM233 50V51H234ZM246 50V51H245ZM73 51H75V53L73 52ZM82 51V52H81ZM101 51V52H100ZM143 51V52H142ZM153 51V52H152ZM204 51V52H203ZM233 51L232 50H230L229 52H228V56H227V59L224 61V65L226 66L225 67V70H224V72H223V74H220L218 71H216V70H213L212 72H214V74L218 77V78H225V77H228V78H230L231 80H230V92H231V98L233 99L232 100V102L234 103L233 105H232V108H234V109H230V111L226 114V120H229V121H227L228 122V126H227V128H225V131H224V139L226 140V142H229V143H227L228 144V146H229V144H230V146L228 147L227 145V147L229 148V153H230V155H232L231 157L234 159H232V163H233V165H234V167L235 168H232L231 169V171L233 172V175H234V180H236L235 182H236V193H238L237 194V197H238V195H239V197H238V199H239V201L241 200V203L239 204L240 206H241V210L240 211H238L239 213L241 212V214L242 213H244L243 212V209H245L244 207H246L247 205H248V207H250L251 209V211L250 212H252L251 214L252 215H249V216H251V219L250 220H248V216L246 217V219H245V222L246 223H242L241 225H240V228H241V230H242V233L244 234V236H243V239H244V242L246 243V241H248L249 242V240L251 241V243L254 245L255 244V248H256V250L258 251H256V255H260V253H261V256H259L260 257V259H262V262H263V264H264V203H263V201H264V135H262V137H261V133L259 132H257L258 131V127L256 126V125H260V126H262V120H261V122H260V113H259V118H256V117H258V116H256V113H255V115L254 114H252L253 112L251 111V114L250 115H252V116H250V117H248V116H246V121H247V119L249 118H251L250 119V121H249V119H248V122H245V123H249V124H251V125H247V129H244L246 126H244L245 125V123L243 122V126H241V129L244 131H242V130H236L235 129V126H233L234 125V123H235V121L233 120V116H234V113H235V111H237V109L239 110V106L241 107V109H242V111L244 110V109H246V108H248L247 109V111H249L248 113H250V110H249V107L250 106H248L249 104H251V102L250 101H248V100H250V98H249V96H250V94H249V91H247V90H245V86L243 85L244 83H242V80H237L235 77H233L232 75H235L233 72V69L235 68V67H238L239 65H238V62H236V60H235V58L234 57H232V53H233ZM251 51V52H250ZM67 52H66V54H67ZM73 54H72V53ZM106 52H107V54H106ZM142 52V53H141ZM147 52V53H146ZM152 52V53H151ZM199 52H201V53H199ZM255 52H257L258 53V56H257V54L255 53ZM86 53V54H85ZM101 53V54H100ZM104 53V54H103ZM158 53H161V54H158ZM260 53H262V54H260ZM76 54V55H75ZM103 54V55H102ZM146 54V55H145ZM152 54V55H151ZM156 54V55H155ZM252 54V55H251ZM74 55V56H73ZM89 55V56H88ZM106 55V57H104ZM107 55H109V57L107 56ZM151 55V56H150ZM161 57H160V56ZM75 56H76V58H75ZM78 56H79V58H78ZM84 56L86 57V58H89L90 57V59H88V60H86V58H84ZM88 56V57H87ZM155 56H157V58L155 57ZM200 56V57H199ZM59 57V59L60 60H58L57 58ZM75 59H74V58ZM148 58L149 57V59H145V58ZM151 57H153L152 59H150ZM155 57V58H154ZM158 57H160V61L158 60ZM163 57H164V59H163ZM63 58V57H62ZM85 60H84V59ZM104 58H106V59H104ZM107 58H109V60L107 59ZM55 61H54V60ZM69 59V57L67 58V60ZM77 59V60H76ZM80 59V60H79ZM82 59V60H81ZM158 61H156V60ZM162 59V60H161ZM263 59V60H262ZM46 60V61H45ZM50 60H52V61H54V62H56L57 60V62H56V66H55V64H53L52 66H48V67H50V68H48V70H47V68H45V64H47V61H50ZM89 60H91L90 61V63L88 62L87 63V61H89ZM108 60V61H107ZM152 60V61H151ZM153 60H155L154 62H153ZM163 60H165V61H163ZM45 63H44V62ZM81 61V62H80ZM86 61V62H85ZM96 61H97V63H96ZM100 61V62H99ZM104 63H103V62ZM235 61V62H234ZM43 62V63H42ZM103 64H102V63ZM108 62H110V63H108ZM112 62V63H111ZM134 62H136L135 64H134ZM168 62V63H167ZM194 62H195V64H196V62H198V64H196V69H198V70H196L195 69V65H194ZM93 65H92V64ZM133 63V64H132ZM156 63V64H155ZM232 63V64H231ZM39 64V65H38ZM40 64H41V66L42 67H40ZM42 64H44V67H43V65ZM97 66H96V65ZM107 64H109V65H107ZM152 64V65H151ZM169 64H171V65H169ZM90 65H92V66H94V67H91ZM137 65V66H136ZM146 65L148 66V65H150V67H146ZM194 65V66H193ZM238 65V66H237ZM88 66H90V67H88ZM139 66V67H138ZM145 66V67H144ZM153 66V67H152ZM173 66V67H172ZM199 66V67H198ZM264 66V65H263ZM55 67V68H54ZM60 67V68H59ZM108 67V68H107ZM153 69H152V68ZM58 68V69H57ZM91 68H93L96 72H97V74H96V72L95 71H93V69H91ZM109 68H111V69H109ZM134 68V69H133ZM173 68V69H172ZM45 69V70H44ZM56 69V70H55ZM134 71H133V70ZM232 69V70H231ZM44 70V71H43ZM50 70V71H49ZM138 70H139V73H138ZM141 70V71H140ZM173 70H174V73H173ZM200 70V72L198 73V71ZM235 70V69H234ZM20 71V72H19ZM39 71V72H38ZM40 71H41V73H40ZM136 71V72H135ZM216 71V72H215ZM233 71V72H232ZM35 72H38V73H36L37 74V76L35 75V74H32V73H35ZM47 72V73H46ZM57 72V73H58ZM99 72L102 74H99ZM152 72V73H151ZM154 72V73H153ZM40 73V74H39ZM130 73H134V75L136 76H134V75H132V76H130L129 74ZM147 73V74H146ZM226 73V74H225ZM47 74V75H46ZM110 74V75H109ZM31 75H32V77H31ZM138 75H140V76H138ZM177 75H178V77H177ZM194 75V76H193ZM225 75V76H224ZM36 76V77H35ZM138 76V77H137ZM168 76L169 77H171V79L170 78H168ZM173 76L174 77H176V78H174L173 79ZM223 76V77H222ZM71 77H72V79H73V76H72V74H71ZM141 77V78H140ZM197 79H196V78ZM125 78V75L123 76V79ZM138 78H140V79H138ZM167 78H168V80H167ZM195 78V79H194ZM263 78L264 77H261L260 78V81L259 82H256L257 83V85H258V90L257 89H255V90H251V95H253L254 96V93L257 95L258 94V92L256 93V90L257 91H259L260 89V86H261V88L264 86V80H263ZM6 79V80H5ZM164 79V80H163ZM194 79V80H193ZM234 79V80H233ZM130 80V79H129ZM166 80V81H165ZM175 80V81H174ZM140 81V82H139ZM152 81V82H151ZM179 83H178V82ZM79 82H81V81H79ZM79 82H77L76 84H77V94H76V96L75 97H77V96H79V97H83L82 99H83V105L85 106V108L87 109V110H96V109H110V108H108L109 106H107V104H104V103H99V102H96V103H94L93 104V102H92V96L93 97H95L96 95H97V97H99V95H98V91L97 90H95L96 89V87H94V85H95V83H91V81H87V83H86V81L85 82H83V83H79ZM130 82V83H129ZM143 82V83H142ZM159 82V83H158ZM163 82V83H162ZM177 82V83H176ZM141 84V85H139V84ZM157 83L159 84V85H157ZM79 84H81V85H79ZM87 84H89V86H87ZM93 84V85H92ZM138 84V85H137ZM163 84V85H162ZM169 84H167V85H169ZM175 84V85H174ZM178 84H180L179 86H178ZM260 84H262V85H260ZM84 85V86H83ZM90 85H92V86H90ZM133 85V86H132ZM152 85V86H151ZM161 85V86H160ZM169 85V86H170ZM135 86H138V87H135ZM143 86V87H142ZM157 86V87H156ZM159 86V87H158ZM169 86H166L165 85V87L167 88V90H168V88H169ZM170 86V88H169V90H168V92H167V94H170L171 92L170 91H174L175 89V87H171ZM181 86V87H180ZM84 89H83V88ZM87 87V88H86ZM89 87V88H88ZM92 87V88H91ZM105 87V86H104ZM180 87V88H179ZM188 87V86H187ZM186 87V90H188V93H191V92H193V93H191V94H194V87H192V86H189L188 88ZM135 88H137V89H135ZM45 89H47L46 87H45ZM45 89L43 88V89H40V91H38L37 93H39V95L40 94H42V97H43V95H45V93H46V91H45ZM90 90V89H93V90H90V91H86V90ZM105 89H106V87H105ZM157 89V90H156ZM174 89V90H173ZM181 89V90H180ZM238 89V90H237ZM263 89V91H264V87L262 88ZM1 90L3 91V92H1ZM180 90V91H179ZM5 91V92H4ZM45 91V92H44ZM106 91V90H105ZM149 91V92H148ZM41 92V93H40ZM84 92H86L89 96H91L90 98V100H91V102L92 103H90V101H89V96L87 95V94H85ZM91 94H90V93ZM93 92V93H92ZM138 92H140V93H138ZM144 92V94H142ZM145 92H147V93H145ZM177 92V93H178ZM260 92V91H259ZM44 93V94H43ZM81 93V94H80ZM96 93V95H92V94H95ZM138 93V94H137ZM155 93V94H154ZM177 93H174L175 95H173V93H171L170 94V96L168 97V95H167V99H165V103H166V110L168 111V113H167V111H166V116L163 114V121H164V123H165V121L167 122V120H168V123H167V126L170 124V121H171V118L172 119H175L176 118V112L177 111H180V109H182V110H184V109H186L185 107H184V101H183V99H180V98H182V97H179V95L177 94ZM137 94V95H136ZM140 94V95H139ZM149 94V95H148ZM155 95V96H152V95ZM38 95V96H39ZM141 95H144V96H142L141 97ZM147 95V96H146ZM178 95V96H177ZM138 97L137 99H135L136 97ZM151 96V97H150ZM172 96V97H171ZM177 96V98H175ZM17 97V98H16ZM42 97H41V95L39 96V103H38V105L39 106H41V104L43 103V101H44V99H42ZM88 97V98H87ZM144 97V98H143ZM179 97V98H178ZM251 97V96H250ZM256 97V96H255ZM254 97V98H255ZM10 98H11V100H10ZM73 98V97H72ZM70 98V100H67V99H69V98H65L64 97V99L62 100V103H63V105H62V107L65 109H62V111L64 112H67L68 113V111H69V113H71V114H73V113H76V111H78V109L80 110L81 108H82V104L79 102V103H77L78 102V100H76L75 98ZM133 98V99H132ZM169 98H170V100L172 101L171 103L169 102L170 100H169ZM173 98V99H172ZM253 98V99H254ZM261 98H263V97H261ZM18 99V100H17ZM132 99V101H130ZM151 99V100H150ZM252 99V98H251ZM255 99H258V98H255ZM254 99V102L255 103H259V102H256L257 100H255ZM11 102H10V101ZM9 100H7V101H9L10 102V104H14V106H16L17 108L15 109V111H14V113H16V114H13V115H17L16 117H17V120L19 121V123H22V124H17L18 125V129H16L15 130V132H13L14 134H10V137L8 138L7 137V139L9 140V142H7V145L8 144H11V142H12V146L11 145H8V149H14V150H17L18 148H20V149H18V152L20 153V154H22L23 152V154L21 155V160H19V161H17L16 160V162H14V159H13V161L11 160V158H9L8 160H6V163L7 162H9L10 160V164H7V165H5L4 166V164H6L5 162H3L2 164H1V162H0V171H1V174H0V179H2L3 178V175H5L4 176V178L5 179H2V180H0V186H3L4 184H5V180H6V178L7 177H10L11 178V176H13V174H15L14 176L16 177H12L14 180L16 179L20 184H24L23 186H25L24 187V190L26 189H29V191H26V192H28V193H26L27 195H25V192L24 191H21V192H17L16 193V199H22V203L26 206V203L29 205V203H31L32 202V204H31V208H32V210H31V208L29 209V208H26V207H24V205H23V207H24V209H26V210H28L27 212H29L30 211V213H31V215L28 213V214H26L27 212H26V210H24L23 208L21 209V211L23 210L24 212H25V214H24V216H23V211L22 212H18V211H14V213H13V217H15L14 218V222L16 221L15 219H17L18 217H19V215L20 216H23V218H18L17 219V224L15 225V228L16 229H19L20 231L18 232V233H20V235H22L21 233L23 232V231H27V235H28V237H29V241H30V244L29 245H31L28 249H27V251H26V253H24V252H22V251H20L19 252V250L18 249H21V246H20V248H17L18 246L17 245H19V240L21 239V238H19V236L14 232H12V233H9V234H7L8 236L6 237L8 240H9V242L11 243H15V244H17L16 245V249H13L12 251H13V253H11L12 251H10L8 254H7V251L5 252V251H3V248H0V264H6V262H8L9 264H24L26 261V264L28 263V264H109V262H111V261H108V260H110V258H113V256H114V254L115 255H117V259H119V262H120V264H124L125 262V264H149V262H148V260H147V256H146V251H145V249H143V248H141V246H138V245H136V246H133V245H131L130 247H128L127 245H126V241L125 240H123L121 237H119V235L118 236H116L114 233H112V234H107V232H109L110 230H113V227H114V224L109 220V223H108V225L107 226H100V227H98L94 222H93V219H91L92 218V216L90 215V213H88L89 212V210L87 209V207L85 206V203H83L84 201H83V199H81V198H83L82 196H81V193L80 192H78V188L75 186V183L73 182L74 180L72 179V178H68L67 179V174H66V172L63 170V168H60L59 166L57 167H52L50 170H49V166H46L45 165V167L44 166H42V165H44V164H46L45 162H42L41 163V165H40V167L42 168V170H41V168H37V169H39V172L42 174L43 172H44V174H45V176H44V174L43 175H39L38 174V176L40 177V178H42L43 179V176L44 177H47V181H48V185H47V181L46 182H44V180H42V182L41 181H39L40 183H42V186H40V189H39V191L40 190H42L43 188H41V187H44V189L43 190H47L48 191V193H45V194H47V195H44V194H42V193H40L39 191L38 192H35L37 195L35 196V194H33V196L35 197V198H37V197H39L40 198V200H39V198H37V199H34L33 198V196L31 195V191H32V185L34 184V187L33 188H35V186H37V184L35 183L36 181L35 180H33L34 178H33V170H32V168H30L29 170L30 171H28V168L29 167H32V164L30 163L31 162V156H33V155H31L32 154V152H31V150H33V148H34V146L35 145H37L36 144V142L35 141H33L32 140V138H33V136L32 135H30L28 132H27V130H26V128H24V126H25V121H23V122H21L20 121V119L21 120H23V117L25 116L26 117V115H24V113L26 114V108H25V105L27 104V105H29L28 103H27V100L26 99H21L17 94H11L10 96H9ZM24 100V101H23ZM42 100V101H41ZM75 100H76V102H75ZM114 100H117L116 102L114 101ZM136 100V101H135ZM181 100V101H180ZM225 100V99H224ZM222 98L220 99V98H218L217 99V107H219L218 108V110H220L219 112L220 113H224V110H225V107H227V105L225 104L226 102V100L224 101ZM263 101H264V99H262ZM6 101V102H7ZM89 101V102H88ZM123 101H125V102H123ZM143 101H145V103L143 102ZM251 101H253V100H251ZM26 102V103H25ZM69 102V103H68ZM77 103V104H75V103ZM115 102V103H114ZM121 102H123V104L121 103ZM151 103V104H149V103ZM182 102V103H181ZM194 104H195V108L197 107L199 110H201L200 108H202L201 107V105L202 104H200V102L197 100V99H194ZM225 102V103H224ZM246 102H248V103H246ZM250 102V103H249ZM8 103V102H7ZM67 103V104H66ZM75 104L74 106H73V104ZM100 104V106H97V104ZM114 103V104H113ZM119 103V104H118ZM126 103V105H127V107H126V105H124ZM129 103H131L130 105H129ZM153 103V104H152ZM172 103H174V105L172 104ZM178 103V104H177ZM220 103V104H219ZM224 103V104H223ZM253 103V102H252ZM262 103V101L259 103V104H261ZM25 104V105H24ZM68 104H72L71 106L69 105V107H68ZM79 104V105H78ZM81 104V105H80ZM98 104V105H99ZM103 104V105H102ZM122 104V105H121ZM155 104V105H154ZM171 104V105H170ZM183 104V105H182ZM200 104V105H199ZM246 104H248V105H246ZM254 104V103H253ZM112 105V106H111ZM116 105H118V106H116ZM177 105V106H176ZM181 105H182V108H179V107H181ZM185 105H187V103L185 104ZM226 105V106H225ZM235 105V106H234ZM263 105V106H262ZM262 105H260V107H264V104H262ZM102 106V107H101ZM107 106V107H106ZM149 106V107H148ZM167 106H169V108H167ZM179 106V107H178ZM200 108H199V107ZM234 106V107H233ZM248 106V107H247ZM251 106H252V104H251ZM257 106V105H256ZM71 107V108H70ZM81 107V108H80ZM253 107V106H252ZM75 108V109H74ZM144 108V109H143ZM146 108V109H145ZM147 108H148V110H147ZM171 108V109H170ZM177 109V111H176V109ZM184 108V109H183ZM196 108V109H197ZM251 108V107H250ZM255 108H257V110H258V108L259 107H255ZM255 108H253V110L255 109ZM6 109V110H5ZM156 109H157V107H156ZM172 109H175L174 111L172 110ZM224 109V110H223ZM260 110H261V108H259ZM4 110V111H3ZM1 109L0 110V125H3L4 126V122L6 121L5 120V118L7 117V114H5L6 112H7V108H4V109ZM74 110V111H73ZM141 110V111H140ZM195 111V112H197L196 114H199V112L200 111ZM251 110H252V108H251ZM257 110L255 109V111L257 112ZM264 110V109H263ZM263 110H261V112H262V118L264 117V112H263ZM3 111V112H2ZM71 111V112H70ZM184 111H186V110H184ZM223 111V112H222ZM233 111H234V113H233ZM254 111V112H255ZM24 112V113H23ZM245 113H247L246 111H244ZM17 113H21V114H17ZM68 113V114H69ZM147 113V112H146ZM175 115H173V114ZM4 114V115H3ZM168 114V115H167ZM170 114H172L173 116H170ZM257 114H258V112H257ZM154 115V116H153ZM247 115V114H246ZM256 116V117H254V116ZM165 116V117H164ZM221 116V115H220ZM223 116V115H222ZM2 117V118H1ZM5 117V118H4ZM175 117V118H174ZM248 117V118H247ZM20 118V119H19ZM164 118H165V120H164ZM166 118H167V120H166ZM224 118V117H223ZM254 118H256V119H254ZM153 119V122L154 123H156V121ZM244 119V120H245ZM257 119H259V121L257 120ZM255 120L257 121V123L258 124H253V122H255ZM263 120H264V118H263ZM229 122H230V126H229ZM260 122V123H259ZM106 123H107V125L109 126V129H112L113 128V125H114V123H112L111 122V120L108 118V119H106ZM158 124V123H157ZM156 124V125H157ZM233 124V125H232ZM157 126H159V124L157 125ZM163 126V125H162ZM6 127V125L4 126V128ZM20 127V128H19ZM263 127H264V123H263ZM263 127H261L262 129H264ZM8 128V129H7ZM255 128V129H254ZM257 128V129H256ZM84 129V128H83ZM83 129L80 131V136L81 137H83V134H85V132L83 131ZM234 129H235V131H236V133L234 132ZM8 130H9V127H6V129H4V132L6 131L7 133H8ZM173 130V129H168L167 130V136H169L170 138H169V140H171L172 142H170L169 140H168V137H167V139L166 140H168L167 141V145H172V144H174L175 142H176V140H174L175 139V131L173 130L172 131V134H171V131ZM233 130V131H232ZM251 130V131H250ZM261 129L259 128V131H260ZM83 131V132H82ZM170 131V132H169ZM246 131H247V133H246ZM261 131H263V130H261ZM111 132H112V130H111ZM208 132V131H207ZM205 133V134H203V136H202V141H204L203 143H207L206 141V138L208 137V135H209V132L208 133ZM238 132H239V136L237 135L238 134ZM20 133V134H19ZM83 133V134H82ZM17 134V135H16ZM169 134V135H168ZM262 134H263V132H262ZM9 135V134H8ZM246 135V136H245ZM249 135H251V136H249ZM17 136V137H16ZM241 136V137H240ZM204 137H205V140H204ZM14 138V139H13ZM18 138V139H17ZM21 138H22V140H21ZM239 138V139H238ZM245 138V139H244ZM253 138V139H252ZM259 138V139H258ZM262 138V139H261ZM20 139V140H19ZM255 139V140H254ZM7 140V141H8ZM13 140H15V141H13ZM32 140V141H31ZM48 140V138H45V139H42L41 141H47ZM235 140V141H234ZM241 141H242V143H241ZM16 142H17V144H16ZM21 143V144H18V143ZM32 142H35L34 144L32 143ZM77 142H80V145H81V143L83 144V145H86V146H84V151L82 152V155H85V165H84V172H83V174L81 175V179H82V182L84 183V189H85V191L86 192H90L91 193V195H92V193L94 194V192H96V191H98L99 190V188H98V190H97V187L95 186L96 185V180H98V179H96V178H100L102 181H106V179H107V181L106 182H108L110 185H112L113 187H117L116 189H118L120 186H121V184H122V182L124 181V182H126V181H128V183L130 184H132L133 185V183H134V188H133V191L132 192H127V193H130V195H131V199H133L134 201L135 200H140V202H141V204H142V206H143V214L145 215V218L147 219V217H148V220H149V222L151 223V226L149 227V229L150 230H148L147 232H148V234H141V238H142V242H143V245L145 246V248L146 247H153V246H155V248H158V246H157V243H158V241H159V239H158V235H159V233L158 232H156L157 231V228H156V225H155V222H156V215L157 214H155V209H154V190H156L158 187H159V185L158 184H160L161 183V179L163 178V177H161V175H158L159 173L157 172V173H151V171H149L148 172V170H147V174L145 173V176H144V174H142V175H140V172H138V171H136L137 172V174L135 173V171H134V169H131V167L132 168H134V166H133V163H132V161L130 162V160L129 159H127L126 157H123V158H125V160L122 158V160H121V158L120 159H118V162H117V164L119 165V167L121 168H119L118 166H117V168H116V170H117V172H116V174H115V172H112L111 170H110V168H109V165H107V164H109L110 163V161L109 160H107L106 159V157H105V159H103L104 157H102L101 155H100V152H99V149H98V147H97V143H90L89 145H87V143L82 139L81 141L78 139L77 140ZM262 142V143H261ZM38 143V142H37ZM86 143V144H85ZM259 145H258V144ZM15 144V145H14ZM41 144V143H40ZM159 144V145H158ZM157 145H158V148L159 149H162L163 148V144L162 143H158ZM160 144H162L161 146V148H160ZM241 144H242V146H241ZM16 145H18V146H16ZM10 146V147H9ZM25 146V147H24ZM260 146V147H259ZM12 147V148H11ZM15 147V148H14ZM97 147V148H96ZM248 147V148H247ZM22 148H24V149H22ZM86 148H88V150L86 149ZM93 148V149H92ZM236 148V149H235ZM250 148V149H249ZM22 149V150H21ZM247 149H248V151H247ZM24 150H26V151H24ZM259 152H258V151ZM23 151V152H22ZM86 151V152H85ZM88 151V152H87ZM111 151H113L114 152V149L113 150H109V152H110V154H108L107 155V157L109 158V157H113V156H115V152L112 154L111 153ZM231 151V152H230ZM22 152V153H21ZM92 153V154H88V153ZM235 154H234V153ZM246 152H248V154L246 153ZM29 153H31V154H29ZM254 153V154H253ZM261 153V154H260ZM11 155V154H10ZM28 155V156H27ZM253 155V156H252ZM258 155V156H257ZM29 156H30V158H29ZM98 156V157H97ZM252 156V157H251ZM214 157V156H213ZM211 158L210 160H207V166H208V169L211 167L212 169L209 171L208 169H206V171L205 172H208L209 174L211 173V176H220L222 179H218V178H220V177H216L214 180L216 181L217 179L218 180H220L219 182H218V180H217V182H216V184H214L217 188H220V190H221V188H223V186L226 184V182H228L229 180H230V175H228V174H231V173H228V171L227 170H225L224 168H226V167H228V165H225V163H224V161L222 160V159H220V158H218V157H215V158ZM27 158V159H26ZM210 158V157H209ZM25 159L28 161H26L25 162ZM1 160H4L3 158H1ZM131 163H129L128 161ZM260 160V161H259ZM23 161V162H22ZM30 161V162H29ZM34 161H35V159H34ZM33 161V162H34ZM108 161V162H107ZM12 162V163H11ZM17 162H19V163H17ZM22 162V163H21ZM103 162V163H102ZM261 162V163H260ZM16 163V164H15ZM25 163H26V165H25ZM94 163H95V165H94ZM128 163V164H127ZM210 163V164H209ZM214 163V164H213ZM256 163V164H255ZM21 164H22V167H21ZM27 164H28V166H27ZM31 164V165H30ZM116 164V165H117ZM121 164V165H120ZM3 165V166H2ZM24 165V166H23ZM39 165V164H38ZM94 165V166H93ZM125 165V166H124ZM249 165H251V166H249ZM254 165V166H253ZM2 166V167H1ZM27 166V167H26ZM36 166V165H35ZM91 166V167H90ZM131 166V167H130ZM207 166H206V168H207ZM3 167H4V169L5 170H3ZM24 167H26V170H25V168ZM44 167V168H43ZM46 167H48V169H46ZM86 167V168H85ZM94 167H95V169H94ZM247 167V168H246ZM251 167V169L253 168V171H249L248 169ZM2 168V169H1ZM22 168V169H21ZM90 168H92V169H90ZM130 168V169H129ZM46 169V170H45ZM120 169V170H119ZM213 169L216 171V172H219L218 174L217 173H215V171H213ZM23 172H22V171ZM43 170H45V171H43ZM222 170H224V171H222ZM25 171V172H24ZM28 171V172H27ZM32 171V172H31ZM95 171V172H94ZM134 171V172H133ZM211 171H213V172H211ZM260 171V172H259ZM27 172V173H26ZM47 173V175H46V173ZM223 172H227L226 173V175H224L225 173H223ZM11 173H13V174H11ZM28 173H30V175H31V173H32V175L30 176ZM49 173H50V175H49ZM86 173V174H85ZM120 173V174H119ZM207 173V174H208ZM215 173V174H214ZM254 173H255V175H254ZM28 174V175H27ZM65 176H64V175ZM113 174H115L116 175V177H113ZM118 174V175H117ZM149 174H151V178H153L152 176H154L155 177V180L156 181H154V178H153V180L151 181V182H149V180H148V178H150V176H149ZM155 174H156V176H155ZM217 174V175H216ZM219 174H221V175H219ZM253 175V177H254V179H252V182H251V184H250V175ZM50 176V178H52V179H54L53 181H52V179L51 180H48L49 178V176ZM114 175V176H115ZM27 176H30V177H28L27 178ZM42 176V177H41ZM138 176V177H137ZM143 176V177H142ZM148 176V177H147ZM160 176V177H159ZM18 177H19V180H18ZM24 177H25V179H24ZM32 177V178H31ZM64 177H66L65 179H64ZM144 177H146V178H144ZM157 177V178H156ZM61 178H63V179H61ZM104 178H106V179H104ZM114 178V179H113ZM150 178V179H151ZM225 178V179H224ZM28 180V182H27V180ZM87 179L88 180H90L89 181V183H87ZM94 179V180H93ZM99 179V180H100ZM21 180V181H20ZM24 180H26V182L24 181ZM146 180H148V181H146ZM30 181V182H29ZM51 181V182H50ZM96 181V182H95ZM1 182H4V183H1ZM39 182H37L38 184H39ZM61 182V183H60ZM95 182V183H94ZM123 182V183H124ZM147 182V183H146ZM156 183V185L154 184V183ZM256 182V183H255ZM46 183V184H45ZM112 183H114V184H112ZM127 183V182H126ZM146 183V184H145ZM148 183H150V185L148 184ZM247 183H249V184H247ZM255 184L254 186H252L253 184ZM26 184H28V185H26ZM51 185V187H52V189H50L51 187H50V185ZM86 184V185H85ZM148 184V185H147ZM154 184V185H153ZM220 184V185H219ZM45 185V186H44ZM47 185V186H46ZM109 185V186H110ZM75 186V187H74ZM158 186V187H157ZM161 186V185H160ZM248 186H250V188L248 187ZM27 187H31V189L30 188H27ZM50 187V188H49ZM60 187H62L63 189V191H62V194H61V191H60ZM157 187V188H156ZM247 187V188H246ZM263 187V188H262ZM57 189L56 191H55V189ZM65 188V189H64ZM77 188V189H76ZM96 188V189H95ZM50 189V190H49ZM138 189V190H137ZM51 190H53L54 192H58L57 193V195H58V197L61 199L60 201H59V198L58 197H56V198H58L57 200L59 201H56L57 203H60V204H57L56 202H53V208H51L52 207V204H50V203H52V201H50L49 203H47L49 200H47L48 198H45L44 196H49V195H51V197H53L52 195H53V193H52V191ZM66 191V193H64L65 191ZM60 191V192H59ZM80 191V190H79ZM154 191V192H153ZM30 192V193H29ZM190 192H192L191 194H194V192L191 190ZM259 192H260V195H259ZM20 193H21V195H20ZM38 193H40V194H42V196L41 197H43V198H41L40 196H39V194ZM52 193V194H51ZM119 193V192H118ZM154 193V194H153ZM203 195L201 196V195H197V194H194V196L195 197H202L201 198V201H203V199L205 198V200H207V199H209V197H207L208 195L207 194H205V193H202ZM256 194V195H255ZM23 195L24 196H26V201H24L23 200V198L25 199V197H23ZM59 195H61V197H62V195H64L63 197V199L59 196ZM20 196H21V198H20ZM108 196V195H107ZM206 196V197H205ZM251 196H253V199L252 198H250ZM19 197V198H18ZM109 199L111 198V200H112V198H113V196L111 195V194H109ZM28 198L30 199V200H28ZM136 198V199H135ZM260 198V199H259ZM32 199V200H31ZM197 199V198H196ZM252 199V200H251ZM1 200V199H0ZM35 200H39L38 202H39V204H37V201H35ZM204 200V201H205ZM250 200L251 201H253V203L252 204H249V202H250ZM261 200V202H262V204H261V202H258V201H260ZM42 201H45V203H46V206H45V203H43ZM203 201V205H205V203L206 202H204ZM243 201V202H242ZM255 201H257V202H255ZM26 202V203H25ZM196 202H198V203H196ZM196 202H194L195 203V206L197 205V207H195V213H196V211H197V214H195V217H194V219H191V220H189L188 221V223H189V227L186 225V227H184L183 225H184V223H186L187 221H185V220H187L186 219V205H184L183 204V202L182 201H180V200H175V203L173 204V206H172V208H171V221L172 222H175L176 224V226L178 227V229L176 228V227H174V228H172V230H167V231H165V234H164V237H165V240H164V244H163V246H162V248H158V250H160L161 251V253H160V258L163 260V259H167V261H166V263L167 264H183L184 263V260H183V258H182V256H181V251L179 250V248H176V246H177V244H176V240H178L179 238H182L183 237V235L184 234H189V236H190V239H191V236H192V238H194V239H192V240H190V241H192V242H194L195 243V241L197 240V238H198V236H199V234L198 233H200V222L202 221V217L204 218H206L207 219V217L208 216H206V215H208V214H205V213H207V212H204L203 210L205 209L204 208V206L202 207V206H200L201 205V203L198 201V200H196ZM208 200H207V203L206 204H208ZM42 203V204H41ZM41 204V205H40ZM49 204V205H48ZM48 205V206H47ZM56 205H57V212L55 211L56 210V208H54V207H56ZM245 205V206H244ZM250 205V206H249ZM41 206V208H39ZM244 206V207H243ZM257 208H256V207ZM28 207H30V206H28ZM35 207V208H34ZM46 207V208H45ZM50 207V208H49ZM86 207V208H85ZM198 207H200L201 208V210H199V208ZM255 207V208H254ZM259 207V208H258ZM185 208V209H184ZM198 208V209H197ZM15 208L13 207V210H14ZM152 209V210H151ZM260 209V210H259ZM4 210H6V211H4ZM3 211L1 210L0 211V215H1V213H4V212H7V210H8V208L6 209H4ZM42 210V211H41ZM147 210V211H146ZM184 210H186V211H184ZM44 211V212H43ZM62 211H63V214L61 215V213H62ZM232 211V210H231ZM231 211H228L229 212V214H232L233 212H231ZM46 212V214L44 215V213ZM54 212V213H53ZM185 212V213H184ZM201 212H202V214H205V215H203L202 217H201ZM231 212V213H230ZM249 212V213H250ZM261 212V213H260ZM10 213L11 212H8V213H4L5 215L7 214H9L10 215ZM20 213V214H19ZM60 213V214H59ZM65 213V214H64ZM15 214H17V215H15ZM199 214H200V216H199ZM15 215V216H14ZM26 215V216H25ZM66 216V218H68L67 220H64L63 222L64 223H61L60 222V216H62V219L61 220H63V217H65ZM197 215V216H196ZM18 216V217H17ZM232 216H233V214L230 216V218H232ZM25 217H26V219H25ZM28 217V218H27ZM35 217L36 218V221L35 220H33V218ZM58 217V222L55 220V218H57ZM34 218V219H35ZM65 218V219H66ZM201 218V219H200ZM213 218H215V216L213 217ZM1 219V218H0ZM21 219H22V221H21ZM48 219V220H47ZM54 219V221H52ZM154 219V220H153ZM196 219H198L197 220V222H196ZM206 219H203V221H202V229H205V230H203L204 231V234H205V231H206V234H207V227H208V225H210V227H211V229H212V231H214V230H217V233L218 234H220V236H221V238H224V237H228L229 236V233L227 234L226 232H225V230H223L222 229V227H220L219 225H218V223H217V218L216 219H214V221L216 222V223H214L213 222V220H212V223L210 222V224H209V222H208V220L206 221ZM19 220H20V222H19ZM27 220H28V222H27ZM32 220V221H31ZM124 220V216H122V215H119V214H117V216H116V222L118 221V222H121V221H123ZM0 221H2V220H0ZM39 221V222H38ZM200 221V222H199ZM60 222V223H59ZM16 223V222H15ZM14 223V224H15ZM21 223H23V225H25V224H27L26 226H30V223H31V225L32 226H30V227H25V226H21L20 224ZM34 223V224H33ZM47 223V224H46ZM59 223V224H58ZM192 225H191V224ZM206 223V224H205ZM214 223V225H212ZM0 224H2V222H0ZM4 224V223H3ZM44 226H43V225ZM174 224V223H173ZM187 224V223H186ZM36 225H38L37 227H36ZM62 225V226H61ZM207 225V226H206ZM1 226V225H0ZM18 226H20V227H18ZM36 227L35 229H32V231H30V229H31V227L33 228V227ZM54 226V227H53ZM58 226V227H57ZM206 226V227H205ZM215 226H216V229H215ZM25 227V228H24ZM44 227V228H43ZM49 228V229H45V228ZM52 227V228H51ZM103 227V228H102ZM205 227V228H204ZM21 228V229H20ZM39 228V229H38ZM41 228V229H40ZM51 228V229H50ZM64 228V229H63ZM71 228H75L77 231V235H76V237H70V235L71 236H73L71 233ZM154 228V229H153ZM195 228V229H194ZM252 228V229H251ZM23 229V230H22ZM29 229V230H28ZM38 229V230H37ZM79 229V230H78ZM155 229H156V231H155ZM36 232H35V231ZM43 231L44 233L43 234H41V235H43L42 236V238L40 237V234H38V233H40V231ZM50 231V233H49V231ZM70 230V231H69ZM190 230H191V232H190ZM198 230V231H197ZM251 230V231H250ZM0 231L2 232V229H1V227H0ZM25 231V232H26ZM33 232V233H37V236L35 235L34 236V238H33V234H29V232ZM42 231H41V233H42ZM70 232V234H69V232ZM151 231V232H150ZM0 232V235H2L3 236V234ZM182 232H183V234H182ZM185 232V233H184ZM191 234H190V233ZM198 232V233H197ZM215 232V231H214ZM81 233V234H80ZM216 233V234H217ZM225 233H226V235H228V236H225ZM46 234V235H45ZM54 234H55V236H54ZM107 234V235H106ZM223 234H224V236H223ZM30 235L32 236V238L30 237ZM50 235V236H49ZM254 235V236H253ZM23 236V235H22ZM21 236V237H22ZM70 238H69V237ZM114 236V237H113ZM252 236L253 237H255L254 239L252 238ZM9 237H10V239H9ZM43 237H44V239H43ZM1 238H3L4 239V237H1L0 236V239ZM17 238V239H16ZM64 238H66L67 240V242L65 241V239ZM74 238V239H73ZM2 239V240H3ZM16 241H15V240ZM32 239V240H31ZM64 239V240H63ZM69 239H72V240H70V241H68ZM226 239V238H225ZM12 240V241H11ZM53 240V241H52ZM84 240V241H83ZM195 240V241H194ZM226 240H228V239H226ZM233 240V239H232ZM256 240H258V241H256ZM14 241V242H13ZM64 241V242H63ZM77 241H79V242H77ZM82 241V242H81ZM153 241V243H151V242ZM253 241H256V242H253ZM77 242V243H76ZM81 242V243H80ZM11 243V244H12ZM62 243H63V246H62ZM66 243V244H65ZM80 243V244H79ZM107 243V244H106ZM150 243V244H149ZM190 243V242H189ZM232 243L233 244H235V239L232 241ZM256 243H258V246H257V244ZM152 244V245H151ZM176 244V245H175ZM61 245V246H60ZM147 245V246H146ZM72 248H71V247ZM227 246H223V247H221V252L220 253H222V260L220 261V262H216V261H214V256L212 257V255H210V256H208V257H210V258H208L206 261V264H251V263H248V262H246V263H244L243 262V260H242V258L241 259H239V256H241V254L239 253V255H238V252L237 251H235L231 246H228L227 248H226ZM258 247V248H257ZM89 250H88V249ZM93 248V249H92ZM226 250H225V249ZM71 249H76V251H74L75 253H73V252H71ZM83 250V251H82ZM120 250V251H119ZM232 250V251H231ZM65 251V252H64ZM82 251V252H81ZM87 251V252H86ZM102 251H107V252H109L110 253V256H108V258L107 259H105V258H100V261H98V260H96V261H94L95 260V256H97V255H99L100 253H102ZM226 251V252H225ZM72 254L71 256H70V253ZM98 252V253H97ZM260 252V253H259ZM12 255H11V254ZM80 253V254H79ZM114 253V254H113ZM259 253V254H258ZM1 254H3V256L1 255ZM81 255H82V257H81ZM223 255H224V258H223ZM227 255V256H226ZM231 255H233L234 256V259H233V257L231 256ZM9 256V257H8ZM10 256H12V257H10ZM3 257H5V258H3ZM12 258V259H11ZM37 258V259H36ZM57 258V259H56ZM74 258V259H73ZM81 258V259H80ZM91 258V259H90ZM232 258V259H231ZM22 259V262L20 261ZM89 259V260H88ZM226 259H228V260H226ZM12 260V261H11ZM25 260V261H24ZM38 260V261H37ZM234 260V261H233ZM18 261V262H17ZM24 261V262H23ZM88 261V262H87ZM233 261V262H232ZM12 262V263H11ZM57 262V263H56Z\"/></svg>",
  "mask_w": 264,
  "mask_h": 264
}]
</instances>
